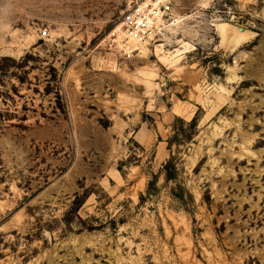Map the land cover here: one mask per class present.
I'll use <instances>...</instances> for the list:
<instances>
[{
	"label": "rangeland",
	"instance_id": "obj_1",
	"mask_svg": "<svg viewBox=\"0 0 264 264\" xmlns=\"http://www.w3.org/2000/svg\"><path fill=\"white\" fill-rule=\"evenodd\" d=\"M155 2L0 0V264H264V0Z\"/></svg>",
	"mask_w": 264,
	"mask_h": 264
},
{
	"label": "built area",
	"instance_id": "obj_2",
	"mask_svg": "<svg viewBox=\"0 0 264 264\" xmlns=\"http://www.w3.org/2000/svg\"><path fill=\"white\" fill-rule=\"evenodd\" d=\"M132 33L144 38L154 27V19L146 14L135 15L130 18Z\"/></svg>",
	"mask_w": 264,
	"mask_h": 264
},
{
	"label": "trees",
	"instance_id": "obj_3",
	"mask_svg": "<svg viewBox=\"0 0 264 264\" xmlns=\"http://www.w3.org/2000/svg\"><path fill=\"white\" fill-rule=\"evenodd\" d=\"M196 118H194L190 123H189V126L190 127H193V126H196ZM164 169H165V171H166V179L167 180H177V178H178V174H179V172H178V170H177V167H176V164H175V162H174V160H169L166 164H165V166H164ZM153 184V181L151 182V184L150 185H152ZM174 192V191H173ZM180 200H182V194L181 193H177V195H176Z\"/></svg>",
	"mask_w": 264,
	"mask_h": 264
},
{
	"label": "bare ground",
	"instance_id": "obj_4",
	"mask_svg": "<svg viewBox=\"0 0 264 264\" xmlns=\"http://www.w3.org/2000/svg\"><path fill=\"white\" fill-rule=\"evenodd\" d=\"M156 1H158V3L159 2H161L162 0H156ZM156 4H158L157 2H155ZM225 26H227V28H225ZM224 28H225V31H227V33L229 32V31H234V32H236L237 34H234L237 38H246L247 36H249V35H252V33L253 32H249V31H247V30H241V29H237L236 27H234V26H232L231 24H223L222 25V30H224ZM233 35V36H234ZM234 36V37H235ZM232 37V36H231ZM132 41L133 40H135L134 38H132L131 39ZM238 40V39H237ZM241 40V39H240Z\"/></svg>",
	"mask_w": 264,
	"mask_h": 264
},
{
	"label": "water",
	"instance_id": "obj_5",
	"mask_svg": "<svg viewBox=\"0 0 264 264\" xmlns=\"http://www.w3.org/2000/svg\"><path fill=\"white\" fill-rule=\"evenodd\" d=\"M229 24H231V23H229ZM231 25L234 26V27H236L237 29L247 30V31H249V32H253L252 30L247 29V28H244V27L236 26V25H234V24H231ZM253 33H254V32H253ZM253 33H252V34H253Z\"/></svg>",
	"mask_w": 264,
	"mask_h": 264
}]
</instances>
